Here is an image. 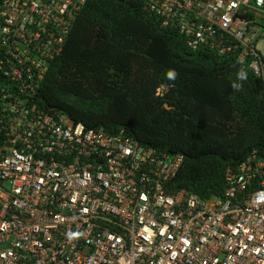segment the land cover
<instances>
[{
	"label": "built area",
	"instance_id": "built-area-1",
	"mask_svg": "<svg viewBox=\"0 0 264 264\" xmlns=\"http://www.w3.org/2000/svg\"><path fill=\"white\" fill-rule=\"evenodd\" d=\"M192 50L264 81V0H131ZM88 0H0V264H264V155L222 197L170 183L183 162L47 110L40 90Z\"/></svg>",
	"mask_w": 264,
	"mask_h": 264
},
{
	"label": "trees",
	"instance_id": "trees-1",
	"mask_svg": "<svg viewBox=\"0 0 264 264\" xmlns=\"http://www.w3.org/2000/svg\"><path fill=\"white\" fill-rule=\"evenodd\" d=\"M40 94L89 129L182 154L172 192L222 197L227 168L264 155V81L232 55L192 50L131 0H88Z\"/></svg>",
	"mask_w": 264,
	"mask_h": 264
},
{
	"label": "clouds",
	"instance_id": "clouds-1",
	"mask_svg": "<svg viewBox=\"0 0 264 264\" xmlns=\"http://www.w3.org/2000/svg\"><path fill=\"white\" fill-rule=\"evenodd\" d=\"M168 76L172 79H174L176 77V72L174 70H170L168 73ZM247 78V74L245 71L241 70L238 75H237V80L238 81H243ZM233 88L234 89H240L241 88V84L240 83H234L233 84Z\"/></svg>",
	"mask_w": 264,
	"mask_h": 264
}]
</instances>
